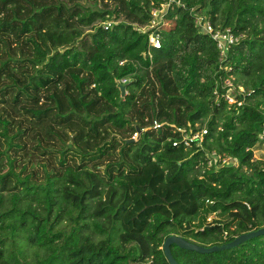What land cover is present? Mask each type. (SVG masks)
Returning <instances> with one entry per match:
<instances>
[{
  "label": "trees",
  "instance_id": "obj_1",
  "mask_svg": "<svg viewBox=\"0 0 264 264\" xmlns=\"http://www.w3.org/2000/svg\"><path fill=\"white\" fill-rule=\"evenodd\" d=\"M164 1L0 0V264H170V234L208 246L264 226V166L248 149L264 131V0H175L153 48L144 28ZM197 13L238 36L230 71ZM222 74L244 85L241 105L217 98ZM204 126L202 149L173 145L177 128ZM31 137L56 153L42 177L17 170ZM212 150L230 163L205 168ZM171 251L264 264V235Z\"/></svg>",
  "mask_w": 264,
  "mask_h": 264
},
{
  "label": "built area",
  "instance_id": "obj_2",
  "mask_svg": "<svg viewBox=\"0 0 264 264\" xmlns=\"http://www.w3.org/2000/svg\"><path fill=\"white\" fill-rule=\"evenodd\" d=\"M175 0H165L161 3L160 6L153 7L151 9V19L148 25L144 28L145 31H148V44L153 48L161 47V32L160 29L163 24H167L164 20V17L171 5ZM183 5V4H182ZM194 11V9H192ZM195 22L202 29V31L206 32L211 36V38L215 41L217 49L219 51V61H220V71H230L231 67L224 64L229 48L236 43L238 40V36L231 30V28H219L215 27L211 21L208 19H204L202 16L195 14ZM112 22H104L106 26H110ZM150 57V51L147 52ZM146 54V53H145ZM124 60L120 61L122 64ZM235 77L232 74L229 75H221L220 76V86L225 90L222 94L220 93L219 87L215 89V94L217 98L219 96H223L229 103H237L238 105L242 104V100L239 99V96H243L245 94V87L243 84H235ZM128 78H121L118 83L125 84ZM154 127H161L160 122L157 120L154 121ZM177 130L181 134L180 140H174L173 145H178L179 143H183L186 147L191 146L193 143H196L198 149L203 148V140L205 135L208 133V128L206 126L191 132H187L185 128H177ZM137 134V133H136ZM135 138V136H133ZM252 151V160H258L262 162L264 166V131L258 134V138L256 143L248 148ZM231 161V157L226 154L217 153L215 150L206 151L205 152V168L210 169H218L219 167L229 164ZM210 221V218H208Z\"/></svg>",
  "mask_w": 264,
  "mask_h": 264
},
{
  "label": "water",
  "instance_id": "obj_3",
  "mask_svg": "<svg viewBox=\"0 0 264 264\" xmlns=\"http://www.w3.org/2000/svg\"><path fill=\"white\" fill-rule=\"evenodd\" d=\"M118 86L120 88L121 94H124L125 93V86L122 84H119ZM138 133H139V131H138ZM134 139L135 138L132 137V138L128 139V141H132ZM259 235H264V226H261L257 229H253V230H250V231H247L244 233H241L240 235L235 236L229 242H226L223 244H215V245L206 246V245H202V244H198V243L189 241V240L185 239L184 237H182L181 235L170 234L164 239V242H163L161 248L163 249L165 257L170 264H179L178 261L173 256V253L171 251V245L172 244H176L180 248L196 251L199 253H211L214 251H220V250H224V249L233 248V247L247 241L248 239H251V238L259 236Z\"/></svg>",
  "mask_w": 264,
  "mask_h": 264
},
{
  "label": "rangeland",
  "instance_id": "obj_4",
  "mask_svg": "<svg viewBox=\"0 0 264 264\" xmlns=\"http://www.w3.org/2000/svg\"><path fill=\"white\" fill-rule=\"evenodd\" d=\"M198 14V13H197ZM200 16H202L204 18V15L202 14H198ZM109 20H112V19H109ZM113 21V20H112ZM0 47L1 49L3 50L4 49V46L3 44H0ZM217 96V95H216ZM3 104V103H2ZM58 129V128H56ZM60 133H62L60 131ZM71 134V132H70ZM116 140H119L121 135L116 133ZM133 136H135V138L137 137V134L135 133ZM132 136V137H133ZM62 137L67 139L68 136L67 134L65 133H62ZM48 141H51L47 144L49 145H52V141H56V146H58L60 144V140H58L56 137L54 138H49ZM101 143V141H100ZM27 148H29V152L31 153V155H28V156H23L21 159H19L16 164H17V170H19L21 167H22V164H26L27 165V168H26V172L28 171H34L38 177H42V173H43V164H46L48 163V157H50L52 154L55 155L56 153L55 152H50V150H46L44 149V143H41V145H39V139L37 138H33L31 137L28 141V146ZM70 154H72L71 152H68L67 153V157L70 156ZM75 159L79 161V156H75ZM117 158L118 157V152L117 150H115L113 153H112V158ZM52 159V158H51ZM104 162H107L108 160H110V157H105L104 159ZM53 161L55 162V159H53ZM217 214H214L212 216V218L216 217Z\"/></svg>",
  "mask_w": 264,
  "mask_h": 264
}]
</instances>
